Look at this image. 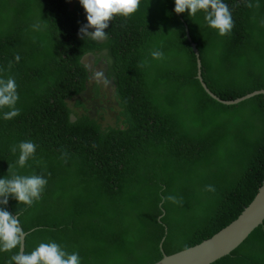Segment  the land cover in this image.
I'll list each match as a JSON object with an SVG mask.
<instances>
[{"label": "trees", "instance_id": "trees-1", "mask_svg": "<svg viewBox=\"0 0 264 264\" xmlns=\"http://www.w3.org/2000/svg\"><path fill=\"white\" fill-rule=\"evenodd\" d=\"M224 2L234 21L225 36L206 24L203 11L190 17L175 13V0H141L130 18L110 21L108 39L97 42L79 37L78 22L86 24L63 13L70 12L65 0H0V20L8 17L14 26L0 35V77L15 78L20 109L11 120L3 119L9 109L0 110V178L12 165L17 174L48 180L33 205L12 197L0 205L13 216L22 210L26 253L56 242L78 252L81 264H154L162 258L165 230L163 254L171 256L211 238L251 204L264 181V95L218 103L196 78L197 54L203 82L220 99L264 89V0H250L259 8L246 7V0ZM95 49L107 52V77L131 123L126 130L101 132L95 122H70L67 100L86 90L82 58ZM157 49L163 60L152 59ZM22 141L37 145L24 168L16 164L19 150L11 152ZM239 151L238 172L221 168L236 164ZM228 176H235L231 183ZM208 185L215 191H205ZM194 187L203 189L209 205L187 242L165 251L170 216H192ZM168 195L182 204H162ZM133 228L138 234L131 239ZM134 240L139 254L127 249ZM18 250L0 252V264ZM214 264H264V223Z\"/></svg>", "mask_w": 264, "mask_h": 264}, {"label": "clouds", "instance_id": "clouds-1", "mask_svg": "<svg viewBox=\"0 0 264 264\" xmlns=\"http://www.w3.org/2000/svg\"><path fill=\"white\" fill-rule=\"evenodd\" d=\"M79 3L85 10L87 19V24L81 26L79 30V37L101 42L108 39L106 29L109 28L110 21L117 16L130 18L139 10L141 0H79ZM245 6L259 8V3L253 4L250 0H246ZM174 11L176 14H184L187 11L190 17L203 11L206 24L217 30L221 36L228 35L234 28L232 12L224 0H175ZM41 23L42 21L37 22L33 28L39 30ZM89 29H93V31H89ZM151 57L154 60L165 58L163 51L158 49L151 52ZM19 60L20 56L17 54L15 61L19 62ZM144 63L146 62H142L141 66H144ZM11 67L10 62L8 68L11 69ZM94 79L97 83L102 82L104 85L109 83L102 71H96ZM18 100L15 78L11 76L6 79L0 77V110L9 109L4 112L3 119L11 120L20 115V109L16 107ZM36 149L35 143L22 141L18 145H13L11 152L15 155L19 150L16 164L20 168H24L29 159L35 156ZM13 167L9 165L8 173L10 175L6 178H0V205H7L9 197H12L18 201L19 205L31 206L41 198L48 180L43 174H17L12 171ZM205 191L214 192L215 188L208 185ZM168 201L182 204V198L177 199L172 195L161 198L162 204ZM21 211H17L16 215L13 216L5 208L0 207V252H11L14 249H19L16 254L11 256L7 264H81L78 252L68 253L56 242H42L33 251L26 253L24 240L27 233L20 223Z\"/></svg>", "mask_w": 264, "mask_h": 264}, {"label": "rangeland", "instance_id": "rangeland-1", "mask_svg": "<svg viewBox=\"0 0 264 264\" xmlns=\"http://www.w3.org/2000/svg\"><path fill=\"white\" fill-rule=\"evenodd\" d=\"M70 3L74 12L79 11L84 15L85 24H87L86 12L79 3V0H70ZM12 27L14 26L12 25L10 18L6 17L1 19L0 35L3 34L7 28ZM89 31H93V29H89ZM106 56L107 52L104 49H95L89 51L83 56L82 61L88 67L89 76L85 80L86 90L80 95H76L67 100L68 106L72 111L70 120L71 122H95L101 132L110 129L126 130L130 128L131 123L120 105L119 99L116 95L117 90L115 83L107 77L108 62ZM96 71L103 72L104 77L109 81L107 85L95 81L94 73ZM189 96L190 95H186L184 98ZM231 150L232 148L228 149V151ZM241 163L242 160L239 151L236 153V164L226 163L225 165H221V168H229L238 172ZM219 174L222 175L225 174V172L221 171ZM234 177L235 176H228L224 180L231 183ZM192 191L194 192L192 216H189L185 211H179L170 216V242L165 244V251L179 248V246L187 242V236L190 234V229L194 225L195 219L202 214L201 210L209 205L208 197L202 193L203 189L201 190L200 187H194ZM182 192L188 193L187 190H182ZM179 194L180 190L178 191V195ZM180 208L183 209L184 205H180ZM134 228L130 234L131 239L137 238L138 232L134 231ZM166 233L167 230H165V236L162 238L164 241ZM127 249L134 254H139L142 251L138 247L137 240L129 242Z\"/></svg>", "mask_w": 264, "mask_h": 264}, {"label": "water", "instance_id": "water-1", "mask_svg": "<svg viewBox=\"0 0 264 264\" xmlns=\"http://www.w3.org/2000/svg\"><path fill=\"white\" fill-rule=\"evenodd\" d=\"M187 37L192 42L189 32ZM194 51L198 52L197 44H191ZM197 54V53H196ZM204 91L215 101L223 105H236L256 95H264V89L253 91L240 98L233 100H223L213 94L203 82L201 77V63L197 54V74ZM264 223V181L260 187L258 194L251 204L243 209L240 215L230 225L219 231L211 238L201 242L200 244L180 251L171 256H166L162 251V240L159 250L162 254L160 261L154 264H214L230 256L235 252L251 235Z\"/></svg>", "mask_w": 264, "mask_h": 264}, {"label": "crops", "instance_id": "crops-1", "mask_svg": "<svg viewBox=\"0 0 264 264\" xmlns=\"http://www.w3.org/2000/svg\"><path fill=\"white\" fill-rule=\"evenodd\" d=\"M65 3H66L67 10L70 11L71 13H70V12H65V11H64L63 13H65V14H72V13H73L74 16L77 15V18L79 19V21L85 23V17H84V15H83L81 12H79V11L74 12V11L72 10L70 0H65ZM35 4H36V2H31V3H30V6H31V7H34ZM45 8H46V9H49L48 4H46V3H45ZM78 23H79V28H81L82 24H81L80 22H78Z\"/></svg>", "mask_w": 264, "mask_h": 264}]
</instances>
